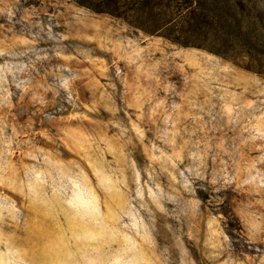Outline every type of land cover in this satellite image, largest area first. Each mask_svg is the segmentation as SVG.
Segmentation results:
<instances>
[{"label":"rangeland","instance_id":"1","mask_svg":"<svg viewBox=\"0 0 264 264\" xmlns=\"http://www.w3.org/2000/svg\"><path fill=\"white\" fill-rule=\"evenodd\" d=\"M156 2L0 0V264H264V58Z\"/></svg>","mask_w":264,"mask_h":264},{"label":"trees","instance_id":"2","mask_svg":"<svg viewBox=\"0 0 264 264\" xmlns=\"http://www.w3.org/2000/svg\"><path fill=\"white\" fill-rule=\"evenodd\" d=\"M95 11L117 17H129L128 8L138 7L140 0H75ZM250 0H157L156 4L168 9L177 7L178 15L185 21L187 30L197 35L198 47L214 53L253 57L258 61L256 70L261 72L264 40L256 28L255 18L261 23L262 11L256 16V4ZM133 4L130 8V4ZM255 5V6H254ZM253 16V17H252Z\"/></svg>","mask_w":264,"mask_h":264}]
</instances>
